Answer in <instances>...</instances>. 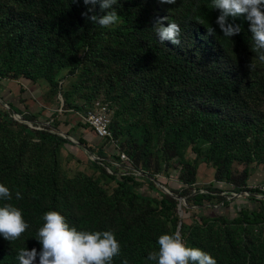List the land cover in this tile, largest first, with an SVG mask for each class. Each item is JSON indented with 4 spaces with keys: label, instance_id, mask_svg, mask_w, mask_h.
Segmentation results:
<instances>
[{
    "label": "rangeland",
    "instance_id": "rangeland-1",
    "mask_svg": "<svg viewBox=\"0 0 264 264\" xmlns=\"http://www.w3.org/2000/svg\"><path fill=\"white\" fill-rule=\"evenodd\" d=\"M31 6L32 3L29 2L21 8L15 0H3L0 3V73L4 71L6 63H32L25 74L26 79L11 81L0 74V104L5 109L16 107L19 113L12 114L11 118L23 121L29 130L49 127L51 133L62 136L65 142L42 144L37 136L31 135L27 130H20L15 134L14 140L13 135L11 136L10 147L24 150L27 165L34 163L33 171L37 173L49 168L46 164L57 160L60 187L68 179L87 177L95 183V191L102 188L113 195L119 189L118 180H122V175L126 173L124 165L116 157L118 148L109 143L104 144V140L100 142L81 117L96 103L105 104L112 112V124L117 123L120 131L128 132V136L139 143L148 140L151 151L157 152L164 144L178 141L177 159L181 163L192 158L198 161L193 188L204 190L213 183V188L222 191L221 195L227 198L229 206L206 205L204 208L199 207L198 214L192 216L187 212L189 206L185 202L186 196L191 193L189 185L182 183L178 177L181 166L169 170L171 177L166 173L154 176L156 191L150 189L148 184L145 185L142 191L153 197H159V192L173 195V191H180L175 196L181 204L180 222L192 227L184 238L188 246L193 244L197 247L199 243L206 242L207 237L216 242L221 237L232 235L247 247L249 256L256 255L264 260V222L256 225L243 223L234 227L210 221L209 233L206 234L205 227V233L195 231L199 228L197 216H223L232 223L239 219L241 207L255 209L260 205L258 200H264L259 198L264 197V193L259 190L264 186V83L260 81V76L264 73L257 75L255 69H242L243 81L247 83L236 95L238 102L233 107L214 101H200L194 94L180 89L167 92L160 81L168 67L151 55L148 56L143 46L135 40H127V35L132 30L121 18L118 24L100 28L94 43L82 45L73 56H70L71 47L62 44L56 60L58 67L45 70L41 64L49 61L47 46L34 52L18 54L13 59L5 53L9 45L8 33L13 29L4 26L7 25L11 8L17 9L16 14L28 16V19L43 18V13ZM172 12V5L160 3L154 7L157 30L162 26L157 23L161 18L166 17L163 20L164 26L174 22ZM29 25L20 29L24 25L17 26L16 31L28 33ZM180 39L179 45L167 42L178 53L195 62L200 58L197 48L202 47V51L210 48L207 32L200 25L188 35L181 31ZM21 87L24 91L22 93ZM65 103L72 106L66 113L63 109ZM31 115L35 116L34 121L22 120ZM54 122H59L56 128ZM83 127L87 130L85 133L92 145L90 148L80 145L79 138L84 134L79 130H84ZM5 135H10V132L0 126V142ZM115 139L121 149L119 141L122 135L119 134ZM4 144L8 142H2L0 147ZM100 150L104 160L98 159L101 158ZM41 157L46 161L40 163ZM222 158H229L235 173L246 166L252 167L248 186L256 192L254 199L245 189L238 191L231 183L215 180L214 164ZM102 168L110 175L113 172L119 173L118 178L103 176ZM142 171L146 177L149 175L144 169ZM134 209L138 214L147 210L144 206H136ZM172 230L170 223L167 231L172 233ZM193 232H198V236L194 238Z\"/></svg>",
    "mask_w": 264,
    "mask_h": 264
},
{
    "label": "trees",
    "instance_id": "trees-1",
    "mask_svg": "<svg viewBox=\"0 0 264 264\" xmlns=\"http://www.w3.org/2000/svg\"><path fill=\"white\" fill-rule=\"evenodd\" d=\"M2 1L0 0V3ZM15 2L21 8L25 3L31 2V7L35 6L43 13V18L28 19L26 15L16 14L17 9L12 7L7 25H4L13 28L8 33L9 45L5 53L13 59L19 56L18 54L34 52L47 46L50 52L49 61L46 60V63L41 64L45 70L58 67L56 60L62 44L71 47L70 56H73L82 45H92L101 28L97 24L87 22L82 16V12L89 7L83 3V0H79L78 3H73L72 0H15ZM157 4H160L159 0H117L114 8L124 24L132 30L128 33L127 40H135L143 46L148 56L151 55L168 67L160 81L166 91L175 89L188 91L200 101H214L228 107L237 104L236 95L247 83L243 81L242 69L248 67L249 63H255L252 68L255 69V73L257 75L264 73V61L259 59L260 52L252 51L254 41L249 32V22L243 16L237 18L235 23L241 25L242 31L233 37H226L216 24L219 10L214 9L212 0H176L172 5V17L173 21L180 25L184 35H188L199 25L206 32L207 26L216 29L214 35L207 34L210 48L203 51L202 47L196 49L200 58L195 62L174 50L169 42H162L159 39L156 15H154V7ZM96 9L97 12L100 11L99 3ZM27 24H30L28 33L16 31L17 26L24 25L20 26V29L27 27ZM31 66L32 63L25 62L19 65L6 63L4 71L0 74L11 81L26 79L25 74ZM260 77V81L264 83V75ZM22 92L24 91L21 87L20 93ZM63 109L66 113L72 109V106L65 103ZM17 113L19 111L16 107L5 109L0 104V126L10 132V135H5L2 141H7L8 144L0 147V183L9 187L12 192V200H0V206L11 203L19 207L29 228L13 242L0 235V264H19L17 253L21 248L29 250L36 248L37 251L41 249L42 245L36 236L39 228L44 224L43 215L52 210L59 211L66 217L69 225L78 230L113 231L120 242L121 252L114 258L112 264H122L124 259H127L129 264H156L147 257L149 253L158 251V239L162 234L170 233L167 231L170 223L172 233L177 232L181 218L178 211L179 202L175 196L179 195L180 191H173L174 196L158 191L160 196L153 197L142 190L148 184L150 189L156 191L157 184L153 181V177L165 173L171 177L169 170L172 167L178 169L181 166L179 180L189 185L191 193L186 196V203L189 206L187 212L192 216L198 214L199 207L204 208L206 205L229 206L227 198L221 195L222 191L213 188V183L204 189L207 193H201L199 189L193 188L196 183L198 161L192 158L186 163H181L177 159L178 141L168 142L157 152H153L148 140L139 143L128 136V132L120 131L117 123L112 124L111 129L115 138H118L119 134L122 135L119 141L121 150L130 156L137 169H144L149 175L147 177H138L134 174L122 175V180H118L119 189L113 195H109L102 188L95 191V183L87 177L68 179L65 185L60 187L57 160L46 164L49 168L37 173L33 171L34 163L27 165L25 151L12 148L9 143L12 140L11 136L13 135L14 140L15 134L20 130H27L31 135L37 136L42 144L64 143L65 139L51 133L46 126L43 130H29L28 125L23 121L11 118L12 114ZM22 120L34 121L35 116H25ZM53 125L56 128L59 122H54ZM79 142L85 148L92 147L88 139L83 136L79 138ZM103 143L107 144V141ZM8 145L9 147L6 148ZM99 156L105 158L102 151L99 152ZM228 159L222 158L215 162V180L231 183L238 191L245 189L254 199L256 192L248 186L252 167L246 166L242 171L235 173ZM39 161L42 163L46 160L41 157ZM101 173L112 179L118 178L119 174L113 172L110 175L104 168L101 169ZM17 191L21 193L22 199H16ZM258 203L260 205L255 209L241 207L239 219L232 223L223 216H197L199 218L196 217V222L199 228L195 231L205 233L203 231L205 227L206 234L209 233L210 221L234 227L243 223L261 224L264 222V200H258ZM136 206H144L147 210L138 214L134 209ZM191 229V225L182 224L183 239ZM192 236L197 237L198 232H193ZM206 239V242L199 243L197 247L211 254L217 264H264L262 257L249 256L247 247L239 242L236 236L221 237L216 242L208 237ZM191 247L194 245L192 244ZM34 264H39V257Z\"/></svg>",
    "mask_w": 264,
    "mask_h": 264
},
{
    "label": "clouds",
    "instance_id": "clouds-1",
    "mask_svg": "<svg viewBox=\"0 0 264 264\" xmlns=\"http://www.w3.org/2000/svg\"><path fill=\"white\" fill-rule=\"evenodd\" d=\"M78 3L79 0H72ZM161 4L173 5L176 0H159ZM89 5L82 16L87 22L97 24L101 28H109L120 21V16L114 5L117 0H83ZM99 3L100 11L96 5ZM214 9L219 10L216 24L223 35L233 37L240 34L241 25L235 20L243 16L249 22V32L254 41L252 51L260 52L259 59L264 61V0H212ZM161 18L157 23L159 39L171 41L173 44L181 43V27L175 22L164 26ZM203 23L202 21H199ZM216 29L207 26V34L214 35ZM249 69L255 65L249 63ZM16 199H22L19 191ZM0 200L11 201L12 192L9 187L0 183ZM44 224L39 228L37 240L42 245L29 250L21 248L17 253L19 264H34L39 257V264H112L115 257L121 252V245L111 230L84 231L70 226L66 217L59 211H48L42 217ZM29 228L22 210L11 203L0 206V235L13 242L19 239ZM159 249L149 253L147 259L156 264H217L216 259L208 252L198 247L188 246L180 232L162 234L158 239ZM122 264H129L124 259Z\"/></svg>",
    "mask_w": 264,
    "mask_h": 264
},
{
    "label": "built area",
    "instance_id": "built-area-1",
    "mask_svg": "<svg viewBox=\"0 0 264 264\" xmlns=\"http://www.w3.org/2000/svg\"><path fill=\"white\" fill-rule=\"evenodd\" d=\"M81 117L82 121L89 126L97 138L107 141V143L111 144L114 148H118L116 153L117 157H119L118 162L122 163L126 169V173L123 175L134 174L137 176L146 177L144 171L135 167L130 156L126 152H123L121 149H119L118 142L115 139L114 133L111 129V125L113 123L112 112L107 105L100 102L96 103L94 106L88 108ZM98 159L104 160L103 158ZM259 190L260 192L264 193V186L260 187ZM200 192L207 193V191L204 190H200ZM259 198L264 199V197Z\"/></svg>",
    "mask_w": 264,
    "mask_h": 264
},
{
    "label": "water",
    "instance_id": "water-1",
    "mask_svg": "<svg viewBox=\"0 0 264 264\" xmlns=\"http://www.w3.org/2000/svg\"><path fill=\"white\" fill-rule=\"evenodd\" d=\"M81 145V144H80ZM82 146V145H81ZM186 202V200H185ZM178 211H179V216L181 217L182 216V212H181V204L178 205ZM181 227H182V222L179 223V226H178V232L181 231Z\"/></svg>",
    "mask_w": 264,
    "mask_h": 264
},
{
    "label": "crops",
    "instance_id": "crops-1",
    "mask_svg": "<svg viewBox=\"0 0 264 264\" xmlns=\"http://www.w3.org/2000/svg\"><path fill=\"white\" fill-rule=\"evenodd\" d=\"M83 129H84V127H83ZM79 132L80 133H83L84 135H82L84 138H86V133L85 132H87V130L86 129H84V130H79ZM94 134V133H93Z\"/></svg>",
    "mask_w": 264,
    "mask_h": 264
}]
</instances>
